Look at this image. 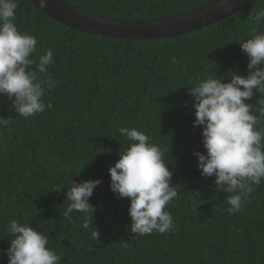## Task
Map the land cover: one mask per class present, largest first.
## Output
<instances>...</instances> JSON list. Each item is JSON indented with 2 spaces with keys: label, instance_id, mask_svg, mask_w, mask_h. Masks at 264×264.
<instances>
[{
  "label": "trees",
  "instance_id": "1",
  "mask_svg": "<svg viewBox=\"0 0 264 264\" xmlns=\"http://www.w3.org/2000/svg\"><path fill=\"white\" fill-rule=\"evenodd\" d=\"M87 12L126 20L186 14L218 0H65ZM14 23L37 40L30 59L53 51L45 85L52 108L24 118L0 95V250L13 239L6 225L15 219L48 237L59 264H264V181L236 214L215 176L198 168L202 128L193 127L195 97L190 89L207 76L229 82L249 75L242 42L264 33V0L222 23L177 38L127 41L72 30L49 18L29 0H17ZM175 60V63H173ZM29 70H35V64ZM40 80L47 77L37 74ZM264 94L246 101L255 109ZM258 115V112L255 113ZM121 127L143 131L164 152L178 196L166 206L173 228L133 239L130 199L111 191L109 168L130 142ZM102 181L90 213L63 217L72 182ZM57 189H59L57 191ZM92 222L81 227L84 216ZM99 232L98 241L91 233ZM0 264H8L0 254Z\"/></svg>",
  "mask_w": 264,
  "mask_h": 264
},
{
  "label": "clouds",
  "instance_id": "2",
  "mask_svg": "<svg viewBox=\"0 0 264 264\" xmlns=\"http://www.w3.org/2000/svg\"><path fill=\"white\" fill-rule=\"evenodd\" d=\"M47 6L48 0H40L41 9ZM17 8V0H0V95L13 102L12 109L18 116L28 118L52 108L43 97L45 85L49 91L56 86L48 75V66L54 63V58L53 51L48 49L39 56L38 63L30 59L36 52L37 40L18 30L14 23ZM248 18L264 21V11ZM240 44L249 59L247 77L233 75L229 82H224L207 76L190 89L196 101L193 127L202 128L206 150V155L194 153L198 168L203 177H216L217 192L228 194L229 214L240 212L246 198L264 181V98L258 102V109L246 103L253 99L254 90L264 94V33ZM33 64L35 70L30 71ZM38 73L47 78L40 80ZM10 122L0 117V127H7ZM118 131L130 145L118 153L119 160L109 168L110 188L117 198L130 199L133 239L171 231L173 218L166 206L178 193L171 183L172 172L166 166L164 152L151 144L143 131L127 127ZM101 182H72L67 191L70 203L63 217L74 223L71 215L74 211L90 213L93 206L89 199ZM91 223L85 215L81 227L87 230ZM6 229L13 239L10 248L0 250V254L7 255L8 264H59L62 259L48 247V237L33 227L13 219ZM91 236L98 241V230Z\"/></svg>",
  "mask_w": 264,
  "mask_h": 264
},
{
  "label": "water",
  "instance_id": "3",
  "mask_svg": "<svg viewBox=\"0 0 264 264\" xmlns=\"http://www.w3.org/2000/svg\"><path fill=\"white\" fill-rule=\"evenodd\" d=\"M52 20L80 33L127 41H154L177 38L219 24L247 9L258 0H218L182 15L153 20H126L104 17L75 7L65 0H29Z\"/></svg>",
  "mask_w": 264,
  "mask_h": 264
}]
</instances>
